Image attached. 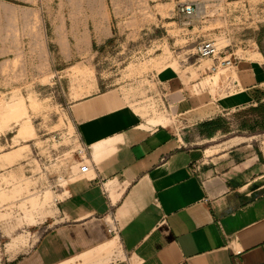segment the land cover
Wrapping results in <instances>:
<instances>
[{"label":"rangeland","instance_id":"1","mask_svg":"<svg viewBox=\"0 0 264 264\" xmlns=\"http://www.w3.org/2000/svg\"><path fill=\"white\" fill-rule=\"evenodd\" d=\"M178 1L0 0V260L30 250L49 229L85 147L72 117L76 101L110 92L146 125L175 126L158 73L215 96L237 89V68L210 72L198 41L215 39L238 62L264 61V0H221L190 20ZM253 107L227 115L228 126L264 151V125L240 127L262 113ZM210 128L196 141L211 154L230 135Z\"/></svg>","mask_w":264,"mask_h":264},{"label":"crops","instance_id":"2","mask_svg":"<svg viewBox=\"0 0 264 264\" xmlns=\"http://www.w3.org/2000/svg\"><path fill=\"white\" fill-rule=\"evenodd\" d=\"M236 68L237 89L223 96L158 73L175 126L146 125L110 92L76 101L84 160L49 229L0 264H264V151L231 135L227 116L264 102V61ZM208 126L212 136L230 135L211 154L196 141ZM85 162L90 169L80 173Z\"/></svg>","mask_w":264,"mask_h":264},{"label":"built area","instance_id":"3","mask_svg":"<svg viewBox=\"0 0 264 264\" xmlns=\"http://www.w3.org/2000/svg\"><path fill=\"white\" fill-rule=\"evenodd\" d=\"M221 0H179L177 2V12L178 14L183 15L187 19H192L195 17L206 16L210 9L209 7H213L214 5L218 4ZM196 53L201 58H207L212 61L207 69L210 72L218 71L220 68H230L236 67L238 63L237 56H233L232 53H226L222 48H220L218 42L215 39L208 38V39H201L198 41L197 45L195 46ZM85 147L83 150L80 151L81 161L84 160V153ZM84 153L82 154V152ZM90 164L87 162L82 163L79 172L85 173L89 171ZM108 230L110 232H116L118 230V225L116 223L115 218H113L112 222L110 223Z\"/></svg>","mask_w":264,"mask_h":264},{"label":"trees","instance_id":"4","mask_svg":"<svg viewBox=\"0 0 264 264\" xmlns=\"http://www.w3.org/2000/svg\"><path fill=\"white\" fill-rule=\"evenodd\" d=\"M262 111V113L257 114L259 117L252 120L249 119L248 117H244L240 120V127L241 129L244 130H248V129H253L255 127V124H259V125H264V102L260 103L257 107H253V110H260Z\"/></svg>","mask_w":264,"mask_h":264}]
</instances>
